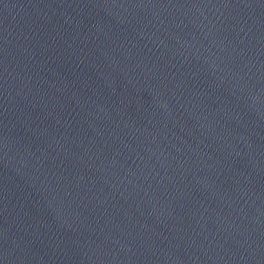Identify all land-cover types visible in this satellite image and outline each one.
I'll return each mask as SVG.
<instances>
[{
	"label": "water",
	"instance_id": "water-1",
	"mask_svg": "<svg viewBox=\"0 0 264 264\" xmlns=\"http://www.w3.org/2000/svg\"><path fill=\"white\" fill-rule=\"evenodd\" d=\"M0 264H264V0H0Z\"/></svg>",
	"mask_w": 264,
	"mask_h": 264
}]
</instances>
